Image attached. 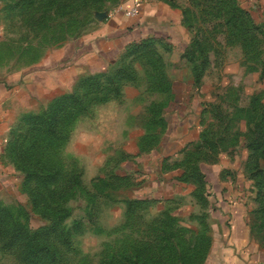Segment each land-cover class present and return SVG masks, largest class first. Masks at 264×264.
Wrapping results in <instances>:
<instances>
[{
    "label": "rangeland",
    "instance_id": "1",
    "mask_svg": "<svg viewBox=\"0 0 264 264\" xmlns=\"http://www.w3.org/2000/svg\"><path fill=\"white\" fill-rule=\"evenodd\" d=\"M128 1L0 0V83L68 62ZM144 2L176 13L173 37L11 101L0 264H205L223 205L264 245V0Z\"/></svg>",
    "mask_w": 264,
    "mask_h": 264
},
{
    "label": "crops",
    "instance_id": "2",
    "mask_svg": "<svg viewBox=\"0 0 264 264\" xmlns=\"http://www.w3.org/2000/svg\"><path fill=\"white\" fill-rule=\"evenodd\" d=\"M132 6L133 3L129 0L109 16L107 24H104L98 32L84 38L82 44L71 49V52L68 50V62H53L28 74L21 78L24 86H21L20 89H16L11 83H0V149L6 138L7 127L12 117L11 101L16 96L21 99L31 98L34 93L33 86L47 85L60 74L62 76L65 71L72 72V76L76 72L79 73L80 70L93 68L95 67L92 65L93 61L106 62L119 54L130 41L139 36L162 31L165 36L173 37L172 32L178 30L173 18L176 13L167 5L144 2L143 0L139 15L128 17L125 13ZM185 124L184 122L183 125ZM189 126L185 129H188ZM179 142H182L181 139ZM235 194L238 193L230 188L225 196L230 198ZM218 196H222L221 191ZM225 212L231 213L233 218L231 226L224 222L225 216H227L223 215ZM213 216L215 221H218V234L205 264H264V245L251 236L246 220L245 205L215 207ZM228 217L230 218V216Z\"/></svg>",
    "mask_w": 264,
    "mask_h": 264
},
{
    "label": "built area",
    "instance_id": "3",
    "mask_svg": "<svg viewBox=\"0 0 264 264\" xmlns=\"http://www.w3.org/2000/svg\"><path fill=\"white\" fill-rule=\"evenodd\" d=\"M131 1L133 3V6L130 9H128L125 13L128 17H134L139 15L143 3L142 0H131Z\"/></svg>",
    "mask_w": 264,
    "mask_h": 264
},
{
    "label": "trees",
    "instance_id": "4",
    "mask_svg": "<svg viewBox=\"0 0 264 264\" xmlns=\"http://www.w3.org/2000/svg\"><path fill=\"white\" fill-rule=\"evenodd\" d=\"M237 35H240L241 36V34L240 33H238ZM242 37V36H241Z\"/></svg>",
    "mask_w": 264,
    "mask_h": 264
}]
</instances>
